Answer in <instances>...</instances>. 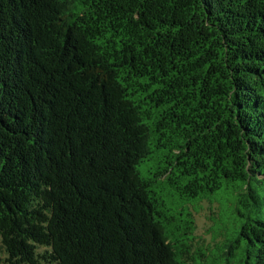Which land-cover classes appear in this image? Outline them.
<instances>
[{
    "label": "trees",
    "instance_id": "1",
    "mask_svg": "<svg viewBox=\"0 0 264 264\" xmlns=\"http://www.w3.org/2000/svg\"><path fill=\"white\" fill-rule=\"evenodd\" d=\"M54 263L264 264V0H0V264Z\"/></svg>",
    "mask_w": 264,
    "mask_h": 264
},
{
    "label": "rangeland",
    "instance_id": "2",
    "mask_svg": "<svg viewBox=\"0 0 264 264\" xmlns=\"http://www.w3.org/2000/svg\"><path fill=\"white\" fill-rule=\"evenodd\" d=\"M212 207L208 204H203V210L199 213L196 214V223L198 225V231L197 235L199 237L200 242H203L205 244L211 243V234H210V228L212 225ZM42 251V249H41ZM58 264V263H54Z\"/></svg>",
    "mask_w": 264,
    "mask_h": 264
}]
</instances>
